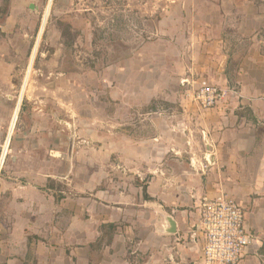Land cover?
<instances>
[{"label": "rangeland", "instance_id": "374dc122", "mask_svg": "<svg viewBox=\"0 0 264 264\" xmlns=\"http://www.w3.org/2000/svg\"><path fill=\"white\" fill-rule=\"evenodd\" d=\"M49 1L30 0L33 11L28 5L10 7V2L1 7L0 39L8 35L19 54L15 74L0 85V94L10 98L0 114H11L10 125ZM170 4V0H53L1 175L24 176L19 183L30 179L32 185L45 186L48 207L55 208L47 217L46 238L69 254L97 238L109 217L120 227L146 219L141 202L150 175L142 181L138 176L146 174L157 155L160 163L173 160L178 152L186 162H197L195 157L203 155L201 135L191 134L186 114H208L212 109L201 110L188 97L191 88L176 85L177 51L166 36L157 39L153 33ZM204 9L196 6L199 14ZM22 125L30 129L24 137ZM38 125L40 131L34 132ZM16 154L24 158L17 168L11 160ZM160 169H168L165 162ZM125 204L131 212L122 221L120 207ZM110 229L94 243L95 262L103 258L107 239H113ZM141 234L131 237L130 252ZM126 259L130 264L145 261L136 254ZM115 262L111 258L106 263Z\"/></svg>", "mask_w": 264, "mask_h": 264}, {"label": "crops", "instance_id": "0c3cea01", "mask_svg": "<svg viewBox=\"0 0 264 264\" xmlns=\"http://www.w3.org/2000/svg\"><path fill=\"white\" fill-rule=\"evenodd\" d=\"M5 1L0 0V8ZM170 3L171 10L153 33L157 39L166 36L176 49L178 79L224 90L237 88L236 95L229 94L208 114H186L192 122L191 134L195 138L201 135L203 155L195 157L197 162H186L178 152L173 160L161 161L168 167L164 170L160 169L157 155L146 166V174L138 176L142 181V177L150 175L148 199L143 196L141 202L146 219L120 227L109 217L102 228H112L114 235L109 242L106 238L103 258L98 262L94 260L93 246L104 230L99 231L97 238H90L88 246L69 254L63 245L46 238L47 217L55 208L48 207L49 196L42 189L45 186L32 185L30 179L19 183L18 179L26 178L11 173L1 175L0 171V264H108L111 258L116 260L114 264H130L126 259L130 254L144 257L143 264H202L200 247L191 236L200 223L201 201L221 193L236 199L245 211L252 244L241 264H264V0ZM17 5L30 8L32 3L10 0V7ZM199 5L205 8L200 14L196 10ZM10 13L5 17L7 21ZM1 33L6 32L1 29ZM17 58L13 40L6 35L5 40L0 39L2 87L15 74ZM180 81L176 84L179 88ZM4 95L0 94V111L7 109L10 100ZM10 117L11 114H0V152L3 138L9 134ZM20 128L22 137L30 134L27 126ZM38 128L40 131L41 125L34 132ZM190 142L192 145L193 140ZM16 155L11 160L17 168L24 158ZM137 161L140 162L138 158ZM125 165H129L128 161ZM122 196L121 193V199ZM127 204L120 207L122 221L131 212ZM168 217L177 224L174 235L166 234L170 228ZM139 231L140 241L130 252L131 237Z\"/></svg>", "mask_w": 264, "mask_h": 264}, {"label": "built area", "instance_id": "2783aa9c", "mask_svg": "<svg viewBox=\"0 0 264 264\" xmlns=\"http://www.w3.org/2000/svg\"><path fill=\"white\" fill-rule=\"evenodd\" d=\"M181 85L191 88L188 97L201 110L214 109L224 103L229 94H237V88L224 90L206 84L197 86L189 80H183ZM199 220V226L191 237L200 247L201 263L241 264L252 244L241 204L226 193L204 198L200 203Z\"/></svg>", "mask_w": 264, "mask_h": 264}, {"label": "bare ground", "instance_id": "6f19581e", "mask_svg": "<svg viewBox=\"0 0 264 264\" xmlns=\"http://www.w3.org/2000/svg\"><path fill=\"white\" fill-rule=\"evenodd\" d=\"M52 3H53V0H50L49 1V4H48V7L46 9L45 15L43 17L44 19H43L42 29H41V32L39 34V38H38V42H37L38 45H37V47L35 48V50L33 52V55H32L31 61H30V66H29V69H28V71L26 73L27 75H26V78H25V83L23 85V89L21 91L19 100H18L17 105H16V109H15V112H14L13 122L11 123V126H10V130H9V134H8V140H7L6 144H5L3 153L1 155V159H0V171L2 170L3 166L5 165L6 158H7L8 154H9L10 140H11V138L13 136V133H14V130H15V127H16V124H17V120H18L19 113H20L21 106H22L24 92H25V89H26V86H27V82L29 80V75L31 74V70H32V67H33L32 64L34 63L35 57L37 56V53H38V48H39L40 40H41V37L43 35V32H44V30L46 28L47 21H48L49 16H50Z\"/></svg>", "mask_w": 264, "mask_h": 264}, {"label": "water", "instance_id": "95a60500", "mask_svg": "<svg viewBox=\"0 0 264 264\" xmlns=\"http://www.w3.org/2000/svg\"><path fill=\"white\" fill-rule=\"evenodd\" d=\"M30 9L32 11L35 10V6L31 5ZM166 222H167V224L170 227L169 229L166 230V234H168V235L176 234V232H177V224H176V222L171 217L166 218Z\"/></svg>", "mask_w": 264, "mask_h": 264}, {"label": "trees", "instance_id": "16d2710c", "mask_svg": "<svg viewBox=\"0 0 264 264\" xmlns=\"http://www.w3.org/2000/svg\"><path fill=\"white\" fill-rule=\"evenodd\" d=\"M9 2H10V0H6L3 6L8 7ZM0 12H1V8H0ZM145 199H148V196L146 194H145ZM261 254L264 256V243H263V246L261 248Z\"/></svg>", "mask_w": 264, "mask_h": 264}]
</instances>
